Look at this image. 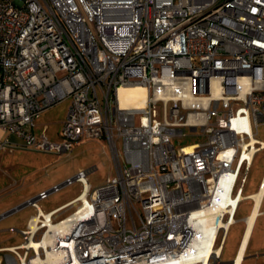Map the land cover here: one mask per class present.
Here are the masks:
<instances>
[{"label": "built area", "instance_id": "obj_1", "mask_svg": "<svg viewBox=\"0 0 264 264\" xmlns=\"http://www.w3.org/2000/svg\"><path fill=\"white\" fill-rule=\"evenodd\" d=\"M130 85L143 105L123 104ZM64 100L52 140L36 121ZM262 121L264 0H0V129L18 139L0 147L69 153L105 138L116 166L99 186L80 169L1 215L35 209L0 264H218Z\"/></svg>", "mask_w": 264, "mask_h": 264}, {"label": "rangeland", "instance_id": "obj_2", "mask_svg": "<svg viewBox=\"0 0 264 264\" xmlns=\"http://www.w3.org/2000/svg\"><path fill=\"white\" fill-rule=\"evenodd\" d=\"M68 103V100H64L46 109L36 121V130L44 131L50 139L57 140V131L62 126ZM257 137L264 141V121L260 122L258 126ZM200 139V136H190L183 139L181 143H190ZM177 143L178 140L176 139L175 144ZM117 145L120 158L124 160L120 139H118ZM80 169L91 170L88 173L91 187L103 184L116 173L113 154L105 138L79 140L73 144L69 153L43 151L24 146L13 151L7 150L0 163V174L3 175L2 187L7 186L0 192V215L35 196L39 191L48 189L53 184L60 183L67 177L73 176ZM261 175L264 176V150L259 151L256 155L244 195L257 190ZM80 191L81 185L74 183L51 194L39 204L44 212H48L71 200ZM251 203L250 200L243 201L236 218L246 217L250 212ZM73 208L69 207L61 211L60 217L71 213ZM262 209H264V206H262ZM34 213L35 209L33 207L25 206L1 217L0 246L19 244L22 241L19 230L25 227L27 219ZM262 222H264V217H260L252 241L260 235L259 230ZM243 229L244 223L242 221H237L231 225L225 245L228 254H233ZM221 257L218 264H223Z\"/></svg>", "mask_w": 264, "mask_h": 264}, {"label": "crops", "instance_id": "obj_3", "mask_svg": "<svg viewBox=\"0 0 264 264\" xmlns=\"http://www.w3.org/2000/svg\"><path fill=\"white\" fill-rule=\"evenodd\" d=\"M5 138H7L8 140L13 141V142H16L18 140L16 136L8 135L2 129H0V144ZM13 142H10L8 144V146L5 148L0 147V163H1L2 158L5 156L7 150L13 151L16 148L21 147V145L13 143ZM2 176L0 174V192L3 190V188L7 187V186L2 187V184H3V181H2L3 177ZM261 178H262V175H261ZM261 178H260L259 182L261 181ZM258 185H259V183H258ZM257 190H258V186H257ZM257 190L254 192H250L248 194H245V195H248V198L245 199L244 201L250 200L252 202L251 203V209H250L249 214L246 217L236 218L235 223L237 221H242L244 223V229H243L242 234L240 235L238 244H237L232 255L228 254V252L226 251V248H225V245L227 243V239L229 236V231H228L226 240H225V242H224V244L220 250V253L222 255L221 259H222L223 264H229L230 260L237 259L240 255H241V259H240L238 264H264V222H262V225H260V230H259L260 235L256 239H254V241H252L253 233H254V230L257 226V223L259 222L260 217H264V209H262V206H264V197H261L259 200L258 208L256 209L255 219H254L251 226H250V223L248 221L249 217L251 216L252 212L255 210V207H256L255 206L256 202H255L254 198L251 197V195H253L255 192H257ZM242 202H241V204H242ZM241 204H240V206H241ZM240 206H239V208H240ZM10 210H8V211H10ZM238 211H239V209H238ZM7 212H5V213H7ZM249 227H251L250 233H249L248 239H246L245 237H246V234L248 232ZM9 246H11V245L0 246V248L9 247ZM0 255H1V252H0Z\"/></svg>", "mask_w": 264, "mask_h": 264}, {"label": "bare ground", "instance_id": "obj_4", "mask_svg": "<svg viewBox=\"0 0 264 264\" xmlns=\"http://www.w3.org/2000/svg\"><path fill=\"white\" fill-rule=\"evenodd\" d=\"M119 94L120 97L123 101L124 105H134V106H141L144 104V98L146 96V90L145 87H143L142 85H130V86H125L123 88H120L119 90ZM190 149V146L187 147V150ZM262 193H264V191H259V192H255L253 195H251L252 198H254L256 204H255V210L252 212L251 216L249 217V223L250 226L252 225L254 219H255V215H256V209L258 208V204H259V200L262 196ZM250 228L248 229V232L246 234V239H248L249 233H250ZM245 239V240H246ZM221 248H219L217 250V252L219 254L220 253ZM241 259V255L235 259V263L234 264H238L239 261Z\"/></svg>", "mask_w": 264, "mask_h": 264}, {"label": "water", "instance_id": "obj_5", "mask_svg": "<svg viewBox=\"0 0 264 264\" xmlns=\"http://www.w3.org/2000/svg\"><path fill=\"white\" fill-rule=\"evenodd\" d=\"M234 263H235V259L229 261V264H234Z\"/></svg>", "mask_w": 264, "mask_h": 264}]
</instances>
